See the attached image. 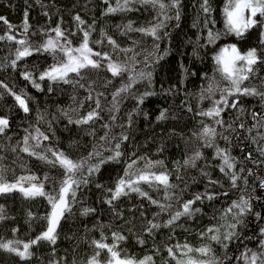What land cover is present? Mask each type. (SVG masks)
Returning a JSON list of instances; mask_svg holds the SVG:
<instances>
[{
	"label": "trees",
	"instance_id": "1",
	"mask_svg": "<svg viewBox=\"0 0 264 264\" xmlns=\"http://www.w3.org/2000/svg\"><path fill=\"white\" fill-rule=\"evenodd\" d=\"M111 2L115 4V0ZM201 3L202 0H180V19L176 20L177 9L168 10L167 16L170 18H165L163 14H158V10L141 6H137L136 11L104 16L102 13L107 5L102 0H40V3L37 0H0V16L13 26L9 32L8 25L0 20V36L10 34L15 37L13 41L6 38L0 40V82L16 94H26L29 107V112L24 113L14 97L0 88V117L6 116L10 125L6 133L0 135V175L9 183L15 182L21 176L35 175L37 182L44 184L46 192L58 191L60 181L64 178L63 169L20 150L24 146V137L35 136L37 129L49 138L43 140L41 137V147L35 150L51 160L55 158L47 151L48 148L63 152L74 161L87 158L93 151H99L103 157H108L114 154V145L122 134L129 137L121 142L122 156L119 163L108 162L102 165L99 173L89 177L90 183L77 190L71 211L65 213L57 228L55 245L41 241L31 248L33 256L24 261L14 254L0 250V264H87L97 251H100L98 260L101 264H107L109 253L107 250H97L93 241L111 245L114 242L113 233L126 238L117 242L122 256L134 257L139 261L150 255L153 258L151 264H176L168 255L169 247H173L177 258L185 259L176 252L174 246L177 244L188 243L193 248L210 244L215 257L223 264H243V260L237 258L244 252L245 247L259 250L258 240L248 239L258 236L259 227L264 226V220L257 221L254 215L244 218L246 226L237 227L240 237L228 242L227 250L219 243L200 236L209 227H219L223 234L227 225L234 222L231 214L225 217V211L241 195L253 197L251 203L254 212L264 216V188L259 186L260 179H264V163L254 164L251 160H244L249 152L253 159L264 160L257 150L258 144L252 142V137H256L259 144H264V140L259 139L260 134H264V128L252 132L238 128L241 121L247 127H252V112L264 115L259 99L241 97V106L246 111L240 115L235 125L239 136L233 139L231 145L220 138L216 141L219 147L229 148L237 160H243L245 171L241 175L247 178V186L241 179L237 181L238 186L232 188L227 177L217 167L220 161L213 159L214 149L202 147V142L194 134L202 129L203 124L215 126L218 131H222L219 126L213 125L211 119L197 115L200 110H207L212 105V100L201 99V90L206 89L211 80H219L213 56L220 48L233 44L241 52L257 48L260 50L258 55L264 53V45L260 44V34L264 32V26L253 27L242 38L226 34L223 16L225 0H210L212 12L208 19L214 20L215 24L209 23L205 28L206 16L200 7ZM25 12L28 13L27 33L23 30ZM45 12L48 15H44ZM76 15H80L85 21V25L81 27L86 29L88 25H93L90 40H101L103 31L120 48L131 49L128 53L114 52L111 45L104 40L102 44H90L94 51L109 52L114 61H123L125 56H135V71L152 73L151 83L146 79L140 80L129 93H123L118 98V111L109 112L113 104L112 94L127 81V74L122 78H113L104 68L87 69L83 73L84 78L80 80L85 85L84 88L45 79L39 81L41 90L37 91L31 83L23 79L22 73L31 72L34 78H38L41 72L55 63L52 55L33 52V55L18 61L15 69L11 67L19 47L16 40L27 39L31 45H40L47 39L44 32L54 36V32L50 30L58 24L73 46H78L82 40V32L77 31L73 19ZM129 21L137 28L150 27L160 22L165 26L158 30L160 39L154 40L140 32L124 34L123 25ZM209 29L220 33V38L214 44L207 43ZM255 67V76L251 82L246 81L245 84L260 87L261 79H264V63H258ZM109 80L111 83H107ZM225 83L221 81V85ZM88 85L92 86V100L85 99L89 95ZM145 92L154 94L147 96L144 103L138 105L137 98ZM98 93L103 95L98 96ZM219 97L220 93L217 91L212 99ZM97 98L102 105L101 119L89 125L69 123V117L75 120L91 111ZM161 111H166L167 119L158 121ZM236 115V109L231 108L225 109L221 114L227 122H232ZM112 116H115V120ZM105 123L110 125L109 129L102 127ZM93 132L94 135L91 134ZM105 132L109 134L110 143L100 139ZM232 135L237 136L236 133ZM112 137L116 139H111ZM29 142L35 143L32 140ZM197 148L203 154V158L197 161V167H178L177 162L183 164ZM140 157L153 162L162 161L163 167L158 165L153 171L167 172L170 183L176 186L168 190L172 198L165 200L162 186L156 189L149 188L144 183L140 185L152 200L171 205L164 211L137 193L121 196L111 206L105 203L111 196L108 189H114L118 178L124 175L128 163L137 160V166L143 167L144 161L139 160ZM97 159L93 158L89 163L94 164ZM206 163L210 166L208 171L212 179H218L222 187L209 186L207 177L201 175L200 169ZM239 167L240 164L235 170L238 171ZM248 169L252 170L251 176L248 175ZM82 175L87 176V167ZM79 176L80 174L78 178ZM97 184L102 187L98 188ZM206 188L209 192H227L228 195H217L213 200L204 199L203 203L197 201L194 207H199L201 211L191 218L181 217L176 222L177 226L154 229L151 235L145 231L148 221L155 219V222L163 225L171 214L182 210L183 202L192 199L198 192H204ZM0 208L3 209L5 217L0 220V239L5 241L28 242L34 239L46 229L47 220L44 217L51 212V205L46 198L27 199L19 191L0 194ZM84 208L94 211L83 215ZM13 229L17 230L15 235ZM138 239H143L145 243L141 245ZM189 255L196 257L197 253Z\"/></svg>",
	"mask_w": 264,
	"mask_h": 264
},
{
	"label": "snow or ice",
	"instance_id": "2",
	"mask_svg": "<svg viewBox=\"0 0 264 264\" xmlns=\"http://www.w3.org/2000/svg\"><path fill=\"white\" fill-rule=\"evenodd\" d=\"M102 2L107 5L104 9L102 15L109 16L115 15L117 13H126L138 10L137 6L141 7H151L158 10V14H163L165 18H170L167 16V11L170 9H177L175 13V19H180V13L178 10L180 0H115V4L111 0H102ZM40 3V0H37ZM203 13L206 16L204 21V27L207 28L209 23L215 24L214 20L208 19L211 16L212 8L210 5V0H202L200 5ZM44 15H48L47 12ZM25 19L23 22L24 33L29 30L28 24V13L24 14ZM224 16V28L226 34H233L237 38L244 37L245 33L248 32L253 27L257 25L264 26V0H225V5L223 7ZM259 17V19H257ZM77 25V31L82 32V40L78 46H73L71 40H69L68 35L62 30L58 24L55 28L51 29L54 32V36L48 34L47 31L44 35L47 39L40 45H31L27 39L16 40L19 47L16 49L15 59L11 62V67L15 69L17 67V62L22 58L33 55V52L38 53H48L53 56L55 63L51 65L48 69L41 72L38 78H34L31 72L22 73L23 79L32 84V86L37 90H41V84L39 81H44L47 79L54 83H64L72 84L73 87L77 85L84 88L85 85L80 83V80L84 78L83 73L87 69L100 70L104 68L107 72L111 73L113 78L124 77L127 74V81L121 85L112 94L113 104L109 109V112H114L119 110L118 98H121L123 93H129L134 84L140 80H148L151 83V71H135V56L128 57L125 56L123 61L112 59V55L109 52H99L94 51L90 44H102L104 40L111 45L112 50L128 53L131 49H122L119 44L110 36H107L105 32H101V40L92 41L90 40L91 32L93 30V25H88L87 28L81 26L85 25V21L80 15L73 17ZM5 24L8 25L9 32L12 30V25L9 24L6 18L0 16ZM165 25L163 22L156 23L150 27H134L133 22L129 21L126 25H123L124 34L127 32H140L143 35L151 36L154 40H159L158 30ZM76 33H71L75 35ZM260 44L264 45V32H261ZM7 39L9 41L15 40V37L10 34L5 36H0V40ZM220 38V33L213 32L211 29L207 32V43L214 44L216 40ZM257 48H251L247 52H241L236 45H228L219 49V51L213 56V60L216 65V72L219 73V80H211L206 89L201 90V99L212 100V105L207 110H200L197 115L207 117L213 121V125L219 126L222 131H218L217 127L203 124L202 129L195 133L197 139L202 142V147L213 148L214 156L213 159H218L220 161L217 167L220 172L224 174L229 180L231 187L236 188L237 181L243 179L245 186H247V178L242 176L241 173L245 171L243 165V160H237L234 157L229 148H221L217 144V138L223 139L227 144L231 145L234 138L239 136L237 132L236 122L239 120L240 115H242L246 110L241 106V97H257L260 101V105L264 108V79H261V86H248L245 84L246 81L251 82V79L256 74V65L258 63H264V53L258 55ZM162 58V57H161ZM194 74V73H193ZM78 78V79H77ZM221 81L226 82L221 85ZM111 83V81H107ZM89 95L85 98L86 100H92L91 95V85H88ZM0 88L5 89V91L14 97L17 105L24 113L29 112V107L27 104L26 94H16L11 89L8 88L6 84L0 82ZM51 87L49 91H51ZM220 93L219 99H212L217 93ZM154 93L145 92L137 98V103L143 104L144 99L147 96L153 95ZM103 93H98V96H102ZM233 97L234 99H229ZM75 99V98H74ZM81 106H83L81 104ZM236 109L237 115L232 122L225 121L221 114L225 109ZM102 110L101 101L99 98L95 100V107L87 112L86 115L81 116L75 120L69 117V123L80 125L94 124L97 120L101 119L100 111ZM191 111V108L188 109ZM67 115V113H65ZM252 119L254 121L251 128L247 127L244 122H239L238 128L247 132H252L255 129L264 128V115H260L257 112H252ZM115 120V116H112ZM132 114H129V121L131 122ZM167 119L166 111H161L157 120ZM9 119L5 117H0V135H4L6 130L9 128ZM130 126V125H129ZM103 128L109 129L110 125L107 123L102 125ZM227 133V134H226ZM236 133L237 136L234 137L232 134ZM91 134H95L94 132ZM43 140H48V136L44 135L39 129L36 130L35 136H25L23 139V147L20 149L22 152L27 153L29 156H34L35 158L44 161L48 164L59 166L63 169L64 178L60 181V186L58 191L49 193L45 191V186L42 182H37V177L35 175L21 176L16 179L15 182H7L3 175H0V194L10 193L12 191H19L27 199H35L37 197H44L48 200L51 205V212L44 217L47 220V227L34 239L28 242H22L19 240H3L0 239V250L14 254L19 257L21 261L28 260L33 256L31 248L38 245L41 241L48 242L49 244L55 245L57 240V228L60 224L62 218H64L65 213L71 211L72 203L76 200L77 190L82 185H87L90 183L89 177L99 173L101 166L108 162L119 163L122 152L120 151L121 142L128 140V136L122 134L120 139L114 145V154L108 157H103L99 151H93L88 154V157L80 160L74 161L66 156L63 152H57L51 148L47 151L51 152V155L55 160L49 159L46 155H42L35 149L41 147L40 138ZM101 140L111 142L109 139L108 132L100 137ZM111 139H116L112 137ZM260 140H264V134H260ZM30 140L35 141L34 144H30ZM252 142L258 144V152L260 157L264 158V144H259L256 137H252ZM93 158H98L96 163H89ZM203 158V154L199 148H197L192 155L188 156L183 164L177 162L178 167L183 168H196L197 161ZM139 160H143V167H138V161L132 160L125 167L124 175L118 178L114 189H108L111 196L110 199H106L105 203L110 206L114 201L118 200L121 196H127L130 193H137L139 196L149 199L152 204L157 205L162 211L171 207V205L162 204L159 201L152 200L148 195V192L144 191L140 185L141 183L147 184L149 188L163 187L165 191V200H170L172 197L168 190L176 187L169 181V174L165 171L155 172L153 171L158 165L163 167L162 161L153 162L144 157H140ZM244 160H251L254 164L264 163V160L257 161L253 159L251 152H249ZM240 164L238 171L235 170L237 165ZM87 167V176H83L82 173ZM210 167L207 163L205 167L201 168V175L207 177L208 185L215 186L220 185L218 179H212L210 172L208 171ZM248 175L251 176L252 170H247ZM78 174H80L78 178ZM47 179V177H45ZM179 178V177H178ZM27 185V186H25ZM98 188L102 185L97 184ZM222 187V185H220ZM259 186L264 188V179H260ZM217 195L227 196V192L214 193L209 192L207 188L204 192H198L194 194V197L182 203V210H177L175 213L170 215V218L161 225L155 222V219L148 221L145 231L151 235L154 229H159L161 227L172 228L177 226L176 222L181 219V217H193L196 213H199L201 209L199 207H194L197 201L203 203L204 199L213 200ZM251 196L245 197L241 195L238 200H235L225 211V217L229 214L232 216L233 223L227 225V230L221 234L219 227H209L205 231L200 233L201 238L207 237L212 242L219 243L222 248L227 250L228 242L233 239H238L240 233L236 230L238 226L245 224V217L249 215H254L257 221L264 220V216L259 212H254L253 204L251 203ZM94 209L84 208L82 210L83 215H88L93 212ZM31 217V213H29ZM4 214L3 209L0 208V220H3ZM16 229H13V234L15 235ZM103 239V238H102ZM126 238L118 233H113V244L108 245L102 241H93V244L97 250H107L109 253V259L107 264H151L152 256H146L143 259L137 261L134 257L127 255H121V251L118 248V241H123ZM249 240L257 239L258 244L257 250L245 247L244 252L237 259H242L243 264H264V226L259 227L258 236L248 237ZM138 243L143 245L145 241L143 239H138ZM176 252H179L185 259L177 258L173 247L167 248L168 255L171 259L176 261V264H223L219 258L215 257L214 250L210 244H204L198 248H193L190 244L185 243L183 245L177 244L174 246ZM197 253L196 257L189 255L190 253ZM100 256V251H97L93 257H91L87 264H101L98 260ZM199 257H205L206 259H200ZM167 264V262H165Z\"/></svg>",
	"mask_w": 264,
	"mask_h": 264
}]
</instances>
